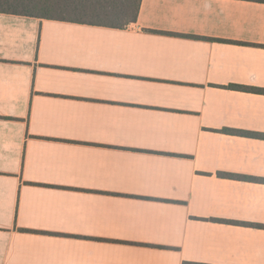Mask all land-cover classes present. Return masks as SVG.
I'll use <instances>...</instances> for the list:
<instances>
[{"label":"crops","instance_id":"obj_1","mask_svg":"<svg viewBox=\"0 0 264 264\" xmlns=\"http://www.w3.org/2000/svg\"><path fill=\"white\" fill-rule=\"evenodd\" d=\"M0 264H264V0L0 12Z\"/></svg>","mask_w":264,"mask_h":264},{"label":"trees","instance_id":"obj_2","mask_svg":"<svg viewBox=\"0 0 264 264\" xmlns=\"http://www.w3.org/2000/svg\"><path fill=\"white\" fill-rule=\"evenodd\" d=\"M142 0H0V12L123 29L135 23Z\"/></svg>","mask_w":264,"mask_h":264}]
</instances>
